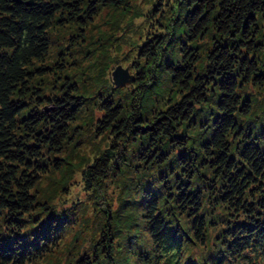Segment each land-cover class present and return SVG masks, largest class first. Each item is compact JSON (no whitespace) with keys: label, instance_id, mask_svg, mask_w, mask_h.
Segmentation results:
<instances>
[{"label":"trees","instance_id":"trees-1","mask_svg":"<svg viewBox=\"0 0 264 264\" xmlns=\"http://www.w3.org/2000/svg\"><path fill=\"white\" fill-rule=\"evenodd\" d=\"M26 1L0 0V264H40L77 224L79 202L65 209L39 187L63 170L85 107L76 85L59 84L47 64L53 31L89 24L100 6L127 4ZM178 3L177 25L192 45L164 67L179 27L147 37L135 88L97 103V134L110 142L81 177L102 226L91 251L69 264H264V115L242 95L250 83L264 86V0ZM206 38L202 52L194 43ZM161 70L169 96L161 85L158 97L152 80ZM52 74L43 93L39 77ZM111 179L123 182L120 205L98 210Z\"/></svg>","mask_w":264,"mask_h":264},{"label":"rangeland","instance_id":"rangeland-1","mask_svg":"<svg viewBox=\"0 0 264 264\" xmlns=\"http://www.w3.org/2000/svg\"><path fill=\"white\" fill-rule=\"evenodd\" d=\"M126 1L127 4L120 7L100 6L95 18L85 26L77 23L69 24L65 27L55 28L52 34L53 43L47 64L49 66L56 65V73L61 74L60 79H56L59 84L76 85L78 94L84 97L85 107L78 120L79 130L82 133L77 138L75 137L76 141L69 146L65 153L67 163L64 164L63 170L53 169L44 177L39 187L46 193H55V196L49 199L58 206L62 205L67 209L72 203L74 205L75 201L79 202L80 206L78 204L76 227L65 232V236L54 253L45 261L42 260L40 264H69L79 250L88 249L91 251L93 243L98 239L103 217H96L94 193L86 191L81 177V169L110 142V138L106 135L99 136L97 134L96 124L101 116L100 106L97 105L98 101H101L104 96L127 98V90L135 88L139 45L152 34L165 31L168 27L170 29L179 27L173 35L174 43L169 48L163 63L164 67L173 57L179 56V48L183 47L184 42L192 45V42L185 37V32L181 30L183 28L177 25L179 24V11L184 8V5H179V0ZM210 43L211 39L206 38L194 43V46L200 44L202 52H204ZM262 57L264 58V51ZM57 65L60 66L57 68ZM118 66L128 68L129 73L134 75V80L130 84L121 86L114 84L113 72ZM148 72L149 68L146 69V73L149 75ZM53 76L57 75L39 77L41 81L36 85L41 88L46 86L45 89H42L43 93H51L50 89L55 81ZM167 77L166 72L161 70L158 73V78L152 80H154L155 86L160 87V91L161 85H164L166 88L164 91L169 96L170 86ZM143 80L140 79V81ZM164 91H161L158 97H161ZM246 94L250 101L257 105L259 112H263L264 115V86L250 83L242 95ZM153 97L156 100V95ZM208 107L207 105L205 108ZM64 176L66 177L64 178ZM114 178L116 179V177ZM122 183V181L115 183L113 179L109 180L105 187V195L108 199H98V210L99 206L105 205V202H111L108 208L119 207L120 202L117 195H121ZM65 184L68 191L67 194L64 193L65 196L61 197V191ZM102 196L103 192L99 197ZM62 199L67 200L63 202ZM100 214L102 215V212ZM94 221L95 223H93ZM95 224L97 230L93 233L88 231V228ZM75 239L78 241L76 245L73 244Z\"/></svg>","mask_w":264,"mask_h":264},{"label":"water","instance_id":"water-1","mask_svg":"<svg viewBox=\"0 0 264 264\" xmlns=\"http://www.w3.org/2000/svg\"><path fill=\"white\" fill-rule=\"evenodd\" d=\"M16 3L20 4L23 0H14ZM27 4L32 5L33 0L26 1ZM134 80V75L129 73L128 68H123L118 66L113 72V82L116 86L130 84ZM47 110V109H46Z\"/></svg>","mask_w":264,"mask_h":264}]
</instances>
